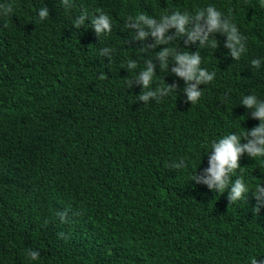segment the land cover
I'll return each mask as SVG.
<instances>
[{
    "label": "trees",
    "instance_id": "1",
    "mask_svg": "<svg viewBox=\"0 0 264 264\" xmlns=\"http://www.w3.org/2000/svg\"><path fill=\"white\" fill-rule=\"evenodd\" d=\"M0 0V264H250L264 259V157L240 159L234 181L249 188L230 203L228 191L193 180L208 165L211 145L259 125L241 104L264 100V0ZM215 5L246 40L239 60L214 34L218 47L199 51L200 67L215 72L195 104L184 81L159 67L155 52L133 39L129 17L159 19ZM46 7L49 16L39 17ZM106 13L111 32L99 36L91 20ZM87 15L79 28L74 21ZM171 29L169 34H173ZM214 39V38H213ZM103 48L110 49L101 55ZM156 65L151 89L177 91L140 101L133 82ZM254 59L261 66H252ZM135 61V69L128 62ZM104 74L105 78L100 79ZM131 86V87H130ZM241 140V143H246ZM183 161L179 169L173 164ZM67 211L62 222L58 213ZM63 234V235H60ZM30 250L39 251L32 260Z\"/></svg>",
    "mask_w": 264,
    "mask_h": 264
},
{
    "label": "clouds",
    "instance_id": "2",
    "mask_svg": "<svg viewBox=\"0 0 264 264\" xmlns=\"http://www.w3.org/2000/svg\"><path fill=\"white\" fill-rule=\"evenodd\" d=\"M66 8L71 7L69 0H62ZM13 11L12 5H0V14L8 15ZM91 20L92 28L97 36L111 32L112 25L110 17L103 11ZM39 17L45 19L49 16V11L46 7L39 10ZM87 15L81 14L74 21V27L79 28L85 23ZM126 27L133 29L136 41L144 42L149 37H152L154 43L145 44L141 49L143 52L155 49L157 46L163 45L164 47L155 52V60L159 61V67L169 70V59L173 61L171 67V74L181 78L185 87L183 89L186 94L187 100L191 104H195L202 96L201 85L211 83L215 78V72H209L207 69L200 67L202 57L197 52H189L179 48L167 47L178 38L186 36L185 44H195L199 41L200 45L208 44L211 40L212 46L217 48L218 41L215 39L214 34L220 33L227 37L225 47L230 50V56L234 60H239L241 55L246 51L247 38L241 34L238 26L232 22L230 17H226L223 12L218 10L215 5H207L203 8H198L194 12L185 11L172 12L170 14H163L159 19L151 17L146 14H138L135 17H129ZM171 29H175L173 34H169ZM214 38V39H213ZM110 49L103 48L101 55H108ZM252 66L259 68L261 66L260 59H254ZM137 63L135 61L128 62L129 69H135ZM156 65L153 63V58L145 60V69L139 72L137 78L130 82L142 85V92L138 96L140 101L145 104L150 100H159L161 97L168 95L172 91H177L178 85H166L165 87H158L151 89L153 77L155 75ZM104 74L100 75V79H104ZM130 86V87H131ZM241 104L247 109H251L253 119L260 121L259 125L247 130L246 133L241 135L230 133L218 141H214L211 145L212 151L208 157V167L204 169L202 174L193 176V180L198 184L206 185L210 190L223 193L225 189L228 191V200L234 203L242 198L249 192V188L244 182L242 177L232 180V175L236 170H243L240 166L241 156L245 153L249 157H264V100L258 99L254 94H249L243 97ZM246 140V143H241V140ZM184 162L175 163L172 165L174 168L184 167ZM253 195L257 201V205L253 209L258 213L260 207L264 205V187L257 184ZM61 221L65 220L67 211L58 213ZM63 235V234H60ZM39 251L30 250L28 256L32 260L39 258ZM250 264H264V259L253 258Z\"/></svg>",
    "mask_w": 264,
    "mask_h": 264
}]
</instances>
